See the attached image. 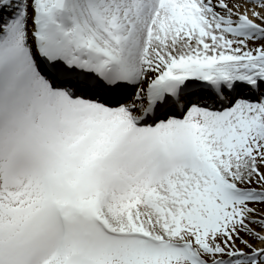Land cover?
<instances>
[{
  "label": "snow or ice",
  "instance_id": "1",
  "mask_svg": "<svg viewBox=\"0 0 264 264\" xmlns=\"http://www.w3.org/2000/svg\"><path fill=\"white\" fill-rule=\"evenodd\" d=\"M0 264H264V0H0Z\"/></svg>",
  "mask_w": 264,
  "mask_h": 264
}]
</instances>
